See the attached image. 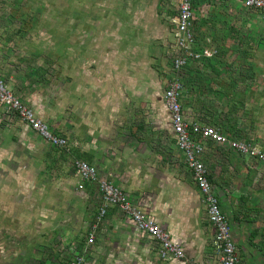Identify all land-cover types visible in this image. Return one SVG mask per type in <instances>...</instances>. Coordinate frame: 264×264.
Segmentation results:
<instances>
[{
	"label": "rangeland",
	"instance_id": "374dc122",
	"mask_svg": "<svg viewBox=\"0 0 264 264\" xmlns=\"http://www.w3.org/2000/svg\"><path fill=\"white\" fill-rule=\"evenodd\" d=\"M177 7L178 0H0L8 44H0V57L9 55L0 62L1 79L9 90L19 86L13 81L23 83L30 91L27 100L18 96L23 105L67 141L63 149L52 147L25 123L3 121L0 107V264H191L197 238L192 174L172 146L163 105L175 76ZM192 15L196 49L213 53L177 73L180 81L184 74L192 78V109L211 103L221 111L222 103L240 101L244 88L257 105L254 116L242 115L255 134L239 139L264 149L263 16L233 0H193ZM75 160L95 167L132 203L141 199L172 239L171 227L191 246L184 258L162 259L157 243L117 212L106 214L89 243L100 193L96 184L76 188ZM243 184L238 198L222 197L233 242L231 226L257 222L251 219L257 202L264 211L256 178L248 175ZM198 201L205 228V205L202 197ZM236 210L237 218L227 216ZM249 243L264 244V225L252 230Z\"/></svg>",
	"mask_w": 264,
	"mask_h": 264
},
{
	"label": "built area",
	"instance_id": "2783aa9c",
	"mask_svg": "<svg viewBox=\"0 0 264 264\" xmlns=\"http://www.w3.org/2000/svg\"><path fill=\"white\" fill-rule=\"evenodd\" d=\"M235 1L244 9L259 13L264 18V0ZM192 3L193 0H178L171 55V69L175 76L169 81L163 92V102L170 116L171 131L175 137L176 147L182 153L187 169L191 171L193 183L205 205L207 222L213 229L210 243L211 259H214L216 264H239V257L230 235V226L221 211L218 198L208 181L207 170L201 161L205 152L204 142L211 141L217 145H225L242 159L252 160L263 165L264 151L249 142L229 139L212 126L189 123L183 116L180 105L183 86L177 73L183 71L190 62H197L201 59L209 60L213 57L212 50L196 49L199 42L195 33ZM0 107L4 110L2 118L6 122L17 119L25 123L31 131L52 147L60 149L66 147V139L52 134L47 125L39 121L1 79ZM73 168L79 178L76 186L79 191L84 189V183H90L96 184L100 193V205L93 225L87 234L89 243L94 241L97 227L109 210L113 208L126 221L132 223L143 237L157 243L158 254L162 259L168 256L176 260L184 258L185 252L182 244L174 241L159 223L146 213L142 200L138 204L132 203L122 190L101 178L95 167L86 162L75 160ZM191 264L202 263L193 260Z\"/></svg>",
	"mask_w": 264,
	"mask_h": 264
},
{
	"label": "crops",
	"instance_id": "0c3cea01",
	"mask_svg": "<svg viewBox=\"0 0 264 264\" xmlns=\"http://www.w3.org/2000/svg\"><path fill=\"white\" fill-rule=\"evenodd\" d=\"M240 7L243 8L241 5ZM1 14L2 13L0 9V44H6L4 43V40H3L4 29H3V24H2L3 17L1 16ZM196 37H197V41L200 42V37L197 32H196ZM13 38L16 39L15 36H13ZM3 52L4 51H2V53ZM8 58H9L8 53L2 54V58L0 57V62L3 63ZM196 70L197 69H192V72L195 73ZM183 77H184V80L182 79L181 81L183 89L181 91V96H180V105H181L183 116L187 122L212 126L216 128L219 132L224 134L227 138L233 139V140H240L239 138L241 136L243 137L244 135H246L247 136L246 138L249 139L248 137H250L251 134L252 135L255 134V133H251V134L249 133L252 128H250L251 126L249 125L248 121H245V118L242 117V115L246 116L245 112L248 113L247 117L254 116V109L257 106L255 101L252 100V98L254 99V97L248 95V91L245 92L244 88L240 89L239 90L240 101H239V98L237 97L238 98L237 103H222L224 105L223 107L220 106L221 111H218V112H215V109L213 110L211 109L212 107L209 106L211 103H204L203 106L197 103L196 106H194V109H192V102L197 99V96H195L196 92L193 93L192 84L189 83L192 81V78L190 77V75L187 76L186 74H184ZM1 78L2 77L0 76V79ZM13 82H16L17 84H19V86L17 85V88L14 87V89L10 87L11 88L10 91L16 97L21 96L22 98H25L27 100L28 97H30V91L28 93H25L24 91L25 85L23 83H19L18 81H13ZM4 83L6 84L5 81ZM9 84H10V81H9ZM28 85L30 86V83ZM19 87H22V89H20V93H19ZM208 92H209L208 94H211L210 91ZM18 98L20 99V97ZM211 99H212V96H209V101H211ZM163 105H164V109L166 110L164 103ZM167 115H168L167 134H169V138L173 141L172 146L178 150V148L176 147L174 134L171 131L170 116L168 112H167ZM2 120L5 121L3 118ZM244 130H247V134L244 132ZM60 136L63 137L62 135ZM160 139L162 140L161 137ZM166 146H169V144L166 143ZM204 146H205V152L201 157V161L203 162L207 170L208 181L213 187L215 195L218 198L220 208H221V205L223 204L222 202V197L224 196L223 194H225L226 192L229 193L231 198H238V196H236L238 187L243 184L245 177L248 175L250 176L253 175L254 178H256L257 180L256 185L258 186L257 187L258 190L264 192V165L263 164L252 161V160L242 159L235 152L231 151L225 145L221 146L211 141H205ZM262 151H264V149H262ZM180 154L183 159V155L181 152ZM183 162H184V159H183ZM101 178L103 177L101 176ZM199 196L200 194L198 190L196 189L194 183L192 182V226L194 227L193 231L197 232L196 240L192 238V261L194 260L202 264H216L215 260L211 259L212 251H211L210 243H211V239L213 236V229L207 222L206 211H204V215H203V218L205 219V228L201 227V224L199 223V215L197 214L198 210L200 209L199 201H198ZM139 201H141V199H139ZM99 202L100 201H98V205H100ZM257 205H258V202L256 203V208H254V210L255 209L257 210L254 211V213H251L253 214L251 219L257 220V222L253 221L249 225L246 222L242 223L241 221L240 223H236L233 226H231L235 232L233 243L235 245V249L239 257V264H264V244L262 246L257 245L254 247L250 245V243L246 245L248 235L252 232V230L259 229V227H262V225H264V222L258 221L260 220L261 217L264 218V211H261L262 208L258 207ZM223 210H225V212H228L227 209H223ZM109 211L113 212L111 215H113L114 212H117L120 216H122L116 209L112 208ZM245 212L247 213H244V217L249 216L248 211H245ZM240 213L241 211L236 210L234 212H231V214H227V216L229 215L231 216V218L234 219V218H237ZM155 220L157 221V219ZM102 223L103 221L97 227L96 234L101 230L100 226L102 225ZM252 225L254 226L252 227ZM168 232L172 236H175L173 237L174 241L182 244L184 252L185 254H187L191 246L189 244H186V242L184 243L183 242L184 240H182V237L180 235L177 236L176 234H174L172 232V227Z\"/></svg>",
	"mask_w": 264,
	"mask_h": 264
}]
</instances>
